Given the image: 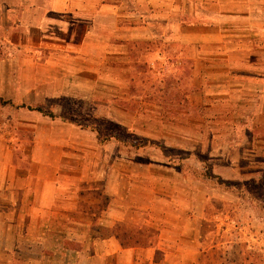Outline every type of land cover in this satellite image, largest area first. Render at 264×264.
<instances>
[{
    "label": "rangeland",
    "instance_id": "1",
    "mask_svg": "<svg viewBox=\"0 0 264 264\" xmlns=\"http://www.w3.org/2000/svg\"><path fill=\"white\" fill-rule=\"evenodd\" d=\"M20 2L0 0V51L5 55L10 40H22L30 46L24 51L40 50L42 59L53 54L54 66L72 73L73 88L54 91L42 108L71 123L69 133L85 135L64 142L82 146L78 166L98 188L85 193L94 204H84L86 212L95 206L100 213L95 231L114 226L105 231L142 245L148 225L175 224L181 264H264V68L256 64L264 59V0H96L67 19L79 25L73 41L81 24L94 27L89 41L101 40L105 56L79 60L66 47H39L38 32L16 24ZM129 35L148 41L133 43L130 60L125 53L110 57L115 37ZM8 111L0 110V121L14 118ZM4 131L10 144L31 136L12 122ZM20 151L21 166L29 167ZM110 189L119 202L111 214L117 219L108 221ZM141 205L147 210L133 207ZM82 223L92 231L90 221Z\"/></svg>",
    "mask_w": 264,
    "mask_h": 264
},
{
    "label": "crops",
    "instance_id": "2",
    "mask_svg": "<svg viewBox=\"0 0 264 264\" xmlns=\"http://www.w3.org/2000/svg\"><path fill=\"white\" fill-rule=\"evenodd\" d=\"M95 1L21 0L16 24L26 30H36L39 47L59 45L74 50L71 58L76 60L85 59V56L100 59L105 56L100 52L101 40L89 41L96 34L95 28L81 24L80 36L73 41L79 25L67 19L70 12L89 11ZM115 38L118 40L112 43L114 49L108 51L110 57L125 53L129 60L133 43L148 41L147 37L136 41L132 35ZM21 41L10 40L12 48L5 55L0 51V99L10 102L0 103V110L2 114L9 109L14 112L13 119L5 121L3 115L0 121V264H181L179 261H184L182 247L174 241L181 239L182 233L175 229V224L168 229L148 225L151 233H143L146 244L142 245H126L113 231H105L114 226H97L95 231L94 221L101 220L100 213L95 211V206L86 212L84 204H94L95 199L86 200L85 193L98 188L88 183L83 169L78 166L84 157L80 153L84 152L82 146L77 145V140L72 144L64 142L67 135H73L75 139L77 136L83 139L85 135L82 131L69 133L65 128H70L71 123L53 120L49 116L51 112L44 113L42 108L54 91L62 93L73 88L69 83L72 73L69 75L68 70L60 71L54 66L53 54L42 59L40 50L36 53L24 51L30 46ZM88 46L92 50L89 55L86 52ZM118 47H125V51L119 52ZM59 55L70 56V53ZM256 61L263 69L264 59ZM58 75L61 77L57 78ZM53 78L57 79L58 85L54 86ZM5 122H12L18 128H29V140L8 143L13 138L4 131ZM54 124H59L60 130H54ZM19 131L14 134L17 139L21 135ZM42 139L45 142L42 143ZM18 145L30 157L29 167L21 166ZM52 145L58 148L56 156L52 155ZM64 160L74 161V165L64 166ZM109 194L110 205L114 204V208H109L108 221H111V218L117 219V215L111 214L113 211L118 213L119 201L117 190L110 189ZM133 207L147 210L144 205ZM85 220L91 222L92 231L83 227ZM84 237L92 239V243L86 245ZM6 239L11 243L7 245ZM13 253L24 257L14 260Z\"/></svg>",
    "mask_w": 264,
    "mask_h": 264
},
{
    "label": "trees",
    "instance_id": "3",
    "mask_svg": "<svg viewBox=\"0 0 264 264\" xmlns=\"http://www.w3.org/2000/svg\"><path fill=\"white\" fill-rule=\"evenodd\" d=\"M1 6H2V8H7V7L9 6V4H8V2H3V4H2ZM0 103H2V104H9L10 102H8V101H2V100L0 99ZM29 108H30V107H29ZM35 109L38 110V111L41 110L40 108H35ZM49 116H50V117H53L52 113H50Z\"/></svg>",
    "mask_w": 264,
    "mask_h": 264
}]
</instances>
